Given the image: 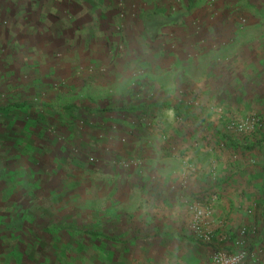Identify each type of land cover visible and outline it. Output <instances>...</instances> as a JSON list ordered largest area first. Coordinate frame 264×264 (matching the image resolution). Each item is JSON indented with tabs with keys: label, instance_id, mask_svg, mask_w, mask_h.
<instances>
[{
	"label": "rangeland",
	"instance_id": "rangeland-1",
	"mask_svg": "<svg viewBox=\"0 0 264 264\" xmlns=\"http://www.w3.org/2000/svg\"><path fill=\"white\" fill-rule=\"evenodd\" d=\"M41 1L61 6L52 12L65 21L56 30L37 7L28 14V1L0 0V105L28 101L51 120L46 139L26 149L34 159L17 163L10 147L0 151V264H165L164 173L150 170H164L167 155L185 168L184 185L194 176L221 180L223 192L241 183L252 200L241 208L245 222L214 228L213 194L202 192L194 203L212 210L211 241L189 229L167 264L236 252L242 229L246 264L264 260V125L229 128L264 119V0ZM13 129L5 126L4 138L24 133ZM222 171L245 175L230 183ZM103 211L112 215L102 227L111 240L96 246L59 232L66 217L83 224Z\"/></svg>",
	"mask_w": 264,
	"mask_h": 264
},
{
	"label": "crops",
	"instance_id": "crops-1",
	"mask_svg": "<svg viewBox=\"0 0 264 264\" xmlns=\"http://www.w3.org/2000/svg\"><path fill=\"white\" fill-rule=\"evenodd\" d=\"M175 158L170 156L164 157V170L161 168H151V174L159 175L164 173V263H169V257H175L180 248L185 245V236L192 233L191 230V215L188 212V203H194L195 198L199 197L202 192L207 191L208 194L212 192V203H213V213L215 226L217 228L224 219H228L229 222L243 223L247 218L242 213L241 208L243 206L251 203L249 201L248 193L249 188H246L245 184H232L228 187V192H223L221 187V180H214L212 183L205 184V179L200 176L191 177L188 185H184L181 181V174L185 170ZM186 167V166H185ZM253 175H263L261 172H251ZM227 179L229 175L230 183L237 177L243 180L245 172H238L237 175L231 172L222 171L217 173V177H222ZM234 175V176H232ZM209 181V180H208ZM240 185V186H237ZM117 186V185H116ZM209 187V188H207ZM117 188V187H116ZM146 195L145 193H143ZM114 197V196H113ZM112 197V198H113ZM254 198V197H252ZM114 199V198H113ZM258 199H260L258 197ZM264 204V195H263ZM145 203V202H144ZM259 205L261 203L259 202ZM159 210V209H156ZM114 215V214H113ZM140 213L138 214V216ZM122 217L119 214L114 217ZM259 221V220H258ZM262 232L264 233V215L262 216ZM190 229V230H189ZM262 235L264 236V234ZM162 243V241H161ZM234 252V251H233ZM259 264H264V260L261 259Z\"/></svg>",
	"mask_w": 264,
	"mask_h": 264
},
{
	"label": "trees",
	"instance_id": "trees-1",
	"mask_svg": "<svg viewBox=\"0 0 264 264\" xmlns=\"http://www.w3.org/2000/svg\"><path fill=\"white\" fill-rule=\"evenodd\" d=\"M26 1H28V3H29V6H25L26 10H29L28 14H30L31 12L34 13L33 8L37 7L36 10L38 12H40L41 14H43V16L41 17L43 19L42 22L45 25H48V27H52L56 30L58 27H60L61 25H63L65 23L64 20H61L59 17L56 16V14L52 13L53 9L58 10L61 6L56 7V6L50 5L49 9H47V8H45V6L47 5L46 1H41V0H26ZM191 7H193V5H191ZM83 9L85 10L88 8L83 6ZM165 23H164V25H166ZM4 51H3V53H4L3 56H7L6 55L7 52H4ZM85 80H87V79H85ZM43 84L44 83L36 85L34 83L33 85L36 86L37 88H39V87H43ZM44 87H50V85L45 83ZM59 87L62 88V86H59ZM50 91H51V89H50ZM52 100H53V98H52ZM51 104H52V106L50 104L45 105L46 108L49 109L48 111H50V112H52L51 110H53L55 108V102H52ZM29 108H31V106L29 105L28 101L20 102V104H16V105H11V104H9V105L8 104H6V105L1 104L0 105V151H2L4 153L6 148L8 149V147H10L9 157L11 159H14V162H17V163L20 160H21L20 162H23L26 159H32V158L34 159L36 157L35 154H32L29 151L26 152V149L27 150L31 149V151H32V149L35 147L37 141L46 139L45 138L46 136L44 134H46L50 131L48 127H49L51 120L49 119V117L47 115H45L44 110L42 109L40 111L37 110L34 112V111L29 110ZM174 109L178 113L182 112V108L180 107V105L175 106ZM84 111H87V110H84ZM126 111H128V109L124 108V107H116L115 108V112L118 114L125 113ZM38 112H39V114H38ZM53 113H56V112L53 111ZM53 113L51 114L52 116H54ZM81 115H82V117L79 119V121L82 122L84 125H90L89 118H87L84 115V113H82ZM5 126L11 127L12 132L13 131L16 132L15 129H13V127L16 128V126H21L23 131H24V133L21 132L18 134H16V133L13 134L11 132V135L5 136V138L6 137H9V138L12 137L11 139H13L15 141V144H13V145H8V142H6L7 139L4 138V135L7 133V131L4 132ZM4 159H5V156L0 159V167H1ZM10 175H11V173H10ZM12 176H13V178H15L14 176H16V172H14L12 174ZM27 176L24 175V178H26ZM30 199H34V197H32ZM60 199H62V198H60ZM13 200H14V198H13ZM14 202H16V200H14ZM68 205H69V203H68ZM41 209H43V207H41ZM67 209H70V205H69V208H67ZM71 209H72V211L75 212V211H77L78 208L77 209L71 208ZM106 216L112 217V215H110V212H106V214H105L103 211V212H101V216L97 215V217H96L97 220L100 219V221L95 220L94 222H92V220H90L91 222L87 221L83 224H77V222H75L76 220L69 221L68 217H66L65 218L66 220H64V222L62 223V226L60 227L59 232L63 231L62 235H64V236L68 235L69 236L68 239H71V240H72V237H74V239L76 237V238H78V240H81V242L87 240L88 242L95 243L96 246L100 245L106 239L111 240V238H107L105 236L104 229L102 228V227H104L105 223L108 224L110 221L109 219H107L109 217H106ZM114 222L116 223V225H119L121 223V218L118 216ZM20 231H21V237L23 235H27L23 230H20ZM73 243H75V241ZM227 251H229L231 253L233 252L231 250H227ZM249 256H250V254L248 255V257ZM248 257L244 261L245 264L248 263V261H247L249 259Z\"/></svg>",
	"mask_w": 264,
	"mask_h": 264
},
{
	"label": "built area",
	"instance_id": "built-area-1",
	"mask_svg": "<svg viewBox=\"0 0 264 264\" xmlns=\"http://www.w3.org/2000/svg\"><path fill=\"white\" fill-rule=\"evenodd\" d=\"M263 125L264 119L252 116L238 122L230 123L229 128L242 132L248 129H255V126L261 127ZM187 169L192 171L194 170V167L193 165L188 164ZM189 210L192 214L191 229L194 234H196L201 241L206 243L210 242L212 237L206 230L205 220L207 217L211 216L212 210L199 203H191L189 205ZM247 234L246 229H242L239 233V236L244 238L243 240L238 241V244L242 247V249L231 253L224 248H218L213 252L209 264H243L249 255L248 251H246L245 241Z\"/></svg>",
	"mask_w": 264,
	"mask_h": 264
}]
</instances>
